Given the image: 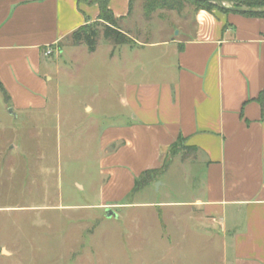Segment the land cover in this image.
<instances>
[{
  "label": "crops",
  "instance_id": "crops-1",
  "mask_svg": "<svg viewBox=\"0 0 264 264\" xmlns=\"http://www.w3.org/2000/svg\"><path fill=\"white\" fill-rule=\"evenodd\" d=\"M88 1L0 0V157L16 137L4 135L6 125L15 131L18 121L37 123L49 113L55 62L44 50L59 58L70 34L96 20L98 6ZM108 9L118 25L131 15L129 0H110ZM184 11H159V18L174 16L177 32L158 41L146 38V28L134 30L138 36L120 28L133 41L124 46L126 121L101 131L107 182L97 207L137 206L130 196L144 173L162 170L158 180L170 182L168 173L180 168L185 187L177 192L190 197L159 207L184 208L180 224L208 242L218 238L220 264H264V121L256 102L264 88V18L193 8L188 23ZM178 142L193 152L187 160V149L170 157Z\"/></svg>",
  "mask_w": 264,
  "mask_h": 264
},
{
  "label": "rangeland",
  "instance_id": "rangeland-1",
  "mask_svg": "<svg viewBox=\"0 0 264 264\" xmlns=\"http://www.w3.org/2000/svg\"><path fill=\"white\" fill-rule=\"evenodd\" d=\"M142 5L143 0H134L121 29L138 36L134 30L146 28L149 41L176 35L177 30H170L173 15L159 18L162 12L157 11L146 19ZM184 9L189 23L193 7ZM62 47L59 58H49L55 62L47 93L49 113L37 123L18 121L15 131L8 125L3 131L7 138L16 137L0 157V264H220L218 238L208 242L180 224L184 208L159 207L190 197L189 191L177 192L185 187L180 168L168 173L170 182L154 174L142 178L130 196L139 205L114 209V217L97 207L107 182L100 134L126 121L122 96L129 82L125 55L130 53L101 35L94 53L84 45L72 46L70 39ZM131 63L137 67L138 58ZM85 106L92 108L91 114ZM173 147V159L185 149L180 152L184 160L193 154L182 142ZM164 183L172 189L163 188Z\"/></svg>",
  "mask_w": 264,
  "mask_h": 264
},
{
  "label": "trees",
  "instance_id": "trees-1",
  "mask_svg": "<svg viewBox=\"0 0 264 264\" xmlns=\"http://www.w3.org/2000/svg\"><path fill=\"white\" fill-rule=\"evenodd\" d=\"M110 0H91L88 4H96L98 6V15L95 24H90L89 21L76 30H74L70 36V42L74 46L84 45L87 48L88 53H94L96 50V44L99 36L101 35L105 40L113 44L114 46H132V39L122 30L118 25V19H114L111 11L108 9V2ZM234 2L236 5L245 6H264V0H228ZM134 0H129V9L131 10ZM186 6H192L195 11L204 10L211 12L217 10L223 14L230 13L221 11L213 6L193 1V0H143V16L146 19L157 11H173L176 13L182 12ZM247 17L264 18V15H244ZM256 102L261 108V121H264V88L258 94ZM174 147L172 146L170 150ZM169 150V155H170ZM162 171V170H161ZM161 171H151L144 173L136 184L149 174L158 175ZM136 188V186H135Z\"/></svg>",
  "mask_w": 264,
  "mask_h": 264
},
{
  "label": "water",
  "instance_id": "water-1",
  "mask_svg": "<svg viewBox=\"0 0 264 264\" xmlns=\"http://www.w3.org/2000/svg\"><path fill=\"white\" fill-rule=\"evenodd\" d=\"M193 1L207 3L218 10L235 13V14L264 15V6L236 5L234 2L228 0H193ZM8 113H12V111L9 110ZM156 185L158 186L157 183ZM105 215L106 217L116 216L115 212L111 209H106Z\"/></svg>",
  "mask_w": 264,
  "mask_h": 264
},
{
  "label": "built area",
  "instance_id": "built-area-1",
  "mask_svg": "<svg viewBox=\"0 0 264 264\" xmlns=\"http://www.w3.org/2000/svg\"><path fill=\"white\" fill-rule=\"evenodd\" d=\"M53 53V50L51 48H47L46 51L44 52L45 57H50Z\"/></svg>",
  "mask_w": 264,
  "mask_h": 264
}]
</instances>
